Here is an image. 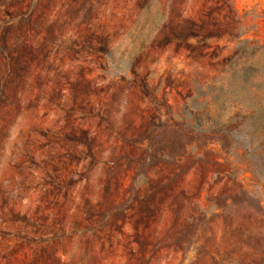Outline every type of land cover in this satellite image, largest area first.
Returning <instances> with one entry per match:
<instances>
[{
  "label": "rangeland",
  "instance_id": "obj_1",
  "mask_svg": "<svg viewBox=\"0 0 264 264\" xmlns=\"http://www.w3.org/2000/svg\"><path fill=\"white\" fill-rule=\"evenodd\" d=\"M258 101L264 0H0V264H264Z\"/></svg>",
  "mask_w": 264,
  "mask_h": 264
},
{
  "label": "trees",
  "instance_id": "obj_2",
  "mask_svg": "<svg viewBox=\"0 0 264 264\" xmlns=\"http://www.w3.org/2000/svg\"><path fill=\"white\" fill-rule=\"evenodd\" d=\"M243 83L246 84L247 83L246 80H243ZM258 107L264 113V103H261L258 101ZM258 119L255 120L256 122H254L252 116L247 117V116L237 115L236 118L232 119L230 125H224L221 127L222 131L220 133V136H221L220 138L223 140H231V139L233 140L232 136L236 133H240V130H239L240 127L239 126L241 123H246L247 126L250 125L252 128L255 127L254 124H257L258 126H262L261 124H263V119H261L260 117H258ZM256 130L257 129H255L254 132H256ZM251 132H253V131H251ZM213 135H217V132H214ZM260 136L264 137V134L260 133ZM252 142H253V138H251V140H249V143L251 144L250 147H245L246 148L245 150H246V152L249 151L251 153V155H253V153L255 155L254 149L251 148ZM250 162H251V160H250ZM254 167H255L254 173L259 177H264V172L261 169V168H264V163H259L258 165H254Z\"/></svg>",
  "mask_w": 264,
  "mask_h": 264
}]
</instances>
